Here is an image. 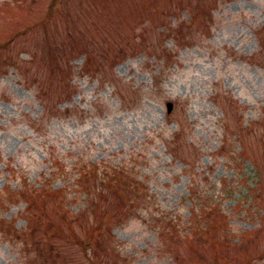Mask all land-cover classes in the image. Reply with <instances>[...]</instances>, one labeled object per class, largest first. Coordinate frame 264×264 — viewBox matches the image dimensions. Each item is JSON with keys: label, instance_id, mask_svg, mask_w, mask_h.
<instances>
[{"label": "rangeland", "instance_id": "374dc122", "mask_svg": "<svg viewBox=\"0 0 264 264\" xmlns=\"http://www.w3.org/2000/svg\"><path fill=\"white\" fill-rule=\"evenodd\" d=\"M0 264H264V0H0Z\"/></svg>", "mask_w": 264, "mask_h": 264}, {"label": "water", "instance_id": "95a60500", "mask_svg": "<svg viewBox=\"0 0 264 264\" xmlns=\"http://www.w3.org/2000/svg\"><path fill=\"white\" fill-rule=\"evenodd\" d=\"M171 103H167V110L170 111L171 110Z\"/></svg>", "mask_w": 264, "mask_h": 264}, {"label": "trees", "instance_id": "16d2710c", "mask_svg": "<svg viewBox=\"0 0 264 264\" xmlns=\"http://www.w3.org/2000/svg\"><path fill=\"white\" fill-rule=\"evenodd\" d=\"M249 188H251V187H249ZM249 188H248V191H249ZM171 220H172V218H170L168 221L171 222Z\"/></svg>", "mask_w": 264, "mask_h": 264}]
</instances>
